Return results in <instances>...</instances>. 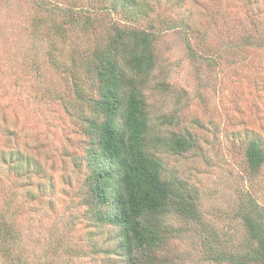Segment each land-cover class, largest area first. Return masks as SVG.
<instances>
[{"label": "rangeland", "instance_id": "rangeland-1", "mask_svg": "<svg viewBox=\"0 0 264 264\" xmlns=\"http://www.w3.org/2000/svg\"><path fill=\"white\" fill-rule=\"evenodd\" d=\"M158 2L149 150L186 209L166 206L162 241L142 264H230L214 258L244 231L247 197L264 205V162L254 169L248 156L252 140L264 149V0ZM31 14L28 0H0V216L37 264H129L118 227L95 217L111 206L89 203L98 141L87 121L102 116L82 63L94 35L77 28L60 42L56 67L47 37L28 29ZM180 137L187 149L174 147Z\"/></svg>", "mask_w": 264, "mask_h": 264}, {"label": "trees", "instance_id": "trees-1", "mask_svg": "<svg viewBox=\"0 0 264 264\" xmlns=\"http://www.w3.org/2000/svg\"><path fill=\"white\" fill-rule=\"evenodd\" d=\"M28 1L32 9L28 29L36 39L47 37V54L54 66H61L59 43L70 42L77 28L94 35L89 58L82 63L95 89L96 96L90 101L102 116L101 121H87L98 141L90 156L89 203L92 208L111 206L106 214L95 212V217L118 227L129 264L149 262L147 251L162 241L163 210L171 203L186 209L184 194L173 180L162 177V162L149 150L145 89L157 62L158 26L164 21L156 9L159 0H73L64 7L50 0ZM75 47L73 44L72 53L79 51ZM78 68L75 58L73 74ZM174 147L187 149L186 138L175 140ZM16 154L14 151L12 167L19 168L22 159ZM248 156L254 169L261 167V141L250 142ZM0 158L5 161L4 153ZM6 222L5 216H0V264H37L29 259L17 233L8 236ZM242 223L244 231L231 234L230 252L214 259L264 264V205L251 195L245 202Z\"/></svg>", "mask_w": 264, "mask_h": 264}]
</instances>
